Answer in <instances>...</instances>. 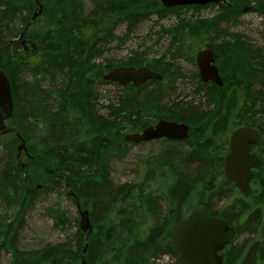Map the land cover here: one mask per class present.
I'll use <instances>...</instances> for the list:
<instances>
[{
    "label": "trees",
    "instance_id": "trees-1",
    "mask_svg": "<svg viewBox=\"0 0 264 264\" xmlns=\"http://www.w3.org/2000/svg\"><path fill=\"white\" fill-rule=\"evenodd\" d=\"M88 1L86 5L82 0H39L43 12L31 20L34 0H0V68L9 79L14 101L8 122L18 128L29 154H24L23 166H19V140L13 134L0 135V252L9 253L8 264H81L85 241L78 213L76 210V216L69 215L60 200L45 207V215L54 228L65 232V240L32 250L18 248L25 214L37 204V197L47 192L64 195L74 206L78 200L81 208L88 210L92 231L85 252L87 264H178L169 230L197 205L235 228L232 242L221 251V264H238L254 241H258L255 264H264V67L257 65L258 60L245 55V65L253 76L242 78L240 69L227 102L219 94L223 85L202 82L195 71L189 76L196 82L193 98L179 99L174 80L158 70L161 79L133 87L104 80L103 72L109 68L106 60L97 63L100 72L88 77L85 71L91 65L80 66L83 57L94 50L100 51L97 57L101 58L108 52L119 25L130 34L149 24L152 14L168 11L178 17L168 32L177 47H183L179 56L185 54L194 63V52L206 46L214 53L216 66L214 41L226 36L222 43L232 41L233 33H223L244 12L243 7L233 11L228 10L230 6L219 5L227 18L220 21L222 16L218 15L207 19L204 32L192 36L188 22L197 21L191 15L187 19L185 10L193 5L164 8L157 0ZM222 23L228 26L221 27ZM28 39L35 48L25 52L21 42ZM230 49H225V58ZM132 52L131 65H152L144 58L145 51ZM260 53L264 54V47ZM108 84L117 94L104 105L99 98L105 93L99 87ZM126 90L135 93L126 97ZM243 110L246 116L241 114ZM211 112L215 118L210 132H195V126ZM158 119L186 123L187 138L154 140L159 150L140 159V169H133L137 178L113 182L110 167L112 159L120 156L117 149L134 145L124 141V134ZM243 125L256 127L261 140L251 148L259 162L242 193L225 178L222 166L229 134ZM223 128L226 132H221ZM213 200L223 203L214 207ZM68 229L73 231L68 234ZM255 235H259L257 239ZM163 256L172 259L162 262Z\"/></svg>",
    "mask_w": 264,
    "mask_h": 264
},
{
    "label": "rangeland",
    "instance_id": "rangeland-1",
    "mask_svg": "<svg viewBox=\"0 0 264 264\" xmlns=\"http://www.w3.org/2000/svg\"><path fill=\"white\" fill-rule=\"evenodd\" d=\"M82 1L86 5H88L89 3L88 0ZM226 1L228 2V4L222 5V7L230 6L228 10L233 9L234 11L237 7L245 6H252L255 7V9H248L244 12L241 11L242 13H240L236 18H234V15L231 16L232 18H229L232 20L231 23L233 22L234 18V22L231 26L225 25L223 23L221 24V27H229L228 31H225L226 33H223L224 35H232V33L234 34L230 43H222L220 41L227 38V36L225 38L219 37V40L214 41V49H216V66L221 78L223 79V88H221L219 94L221 96L224 95V102H227L230 96L233 94L231 86L232 84H234V80L238 79L240 69H243L242 71L244 72L243 76H241L242 78L245 79L246 77L253 76L250 72L251 68L248 69L249 67L245 65V55H248V53L251 54L254 60H258L256 62L258 63L257 65L264 67V54L260 53L261 48L264 47V16H262L264 13H262L261 11L264 9L263 0H252V3H249V1L245 2L244 0ZM41 4L42 13L44 5L43 3ZM222 7L220 8L218 6H209L198 8L195 6H190V8L186 9L185 12L187 15V19L188 16L191 15L193 21H197L195 23L188 22V31L190 32V34L192 36L202 34L205 30L204 28L206 27V23L208 21L207 19L217 18L219 15L222 16V19L220 21L225 20L227 17L224 16L225 13H223L224 9ZM152 15L153 16H151L149 24L140 25L141 28L137 29L136 32L132 30L130 34L125 31L127 28L124 25H119L114 32V35L116 37L114 42L108 44V52H104L101 58L97 57V53L100 51L94 50V52L91 53L87 58L86 56L83 57L80 66L88 68L91 65V69L85 71L86 77H88L90 73L100 72L99 68L97 67V63H102L104 60H106L109 65H130V58L131 56H133V50L145 51L146 56L144 58L148 59L147 61L152 64L151 68H153L155 71L158 70L169 79L174 80L173 88L175 90V95L178 96L179 99L193 98V87L196 82L194 79H192V77L189 76L193 74L194 71L198 75L196 66L194 65L195 63H191L190 61H188L185 57V54H183L182 58L179 56V50L181 51L183 47L178 46V49L175 38H170L169 35L171 32H168V30L174 28L177 23L176 21L178 17L175 13L169 11L163 14ZM44 19L45 17L40 22L41 27H43V24L45 22ZM220 21H217L216 23L217 29L220 26ZM124 36H128V38L126 39ZM117 42L122 43L121 46L116 45ZM25 46L27 48V51L24 50L25 52H30L28 51V49L30 50L34 47L30 46L28 43H26ZM229 46L231 47L230 54L227 56V58H225V49ZM170 47H172V49L169 55H167V50H169ZM253 48H256L258 51H250L253 50ZM188 51L190 52V50ZM197 51L194 52L193 57L195 56ZM29 58L31 59L32 56L30 55ZM122 59H124V61H121ZM78 66L79 63H77L76 67ZM105 72L106 70L103 72V74ZM185 75H188V77H186ZM99 88L101 90V93H105L104 98H99L100 102H102L104 105H107V101L112 99L111 96L117 94V89L112 85H102ZM124 93L126 97H130L133 96L135 92L126 90L124 91ZM104 110L105 109H102L101 113L103 112L105 114ZM241 114L243 116H246L244 110L241 111ZM213 117L215 118L214 114L211 112L209 117L200 121L199 124L195 126V132L209 133L212 127V122L214 121ZM6 124L9 125L10 122L6 121ZM226 130L227 129L223 128L221 132H226ZM140 131L141 129H138V131L136 132ZM221 132L216 135V138L221 135ZM217 140H219V138ZM261 147H263V145H261ZM117 150L119 151V153L117 152L116 155L119 154L120 156H118L119 158L114 157L116 159H112L110 176L113 182L122 183L134 181L137 177L135 176L133 169H140V159L144 160L156 155V152L159 150V148L158 143L150 141L145 142L142 145L134 144L131 146H127L126 150H124V148H122V150L121 148ZM20 160L22 162L25 161L23 151L20 152ZM199 194H197V196L194 198H198ZM59 200L62 206L66 208L69 215L73 217L76 216L75 206L70 203V201L67 200L64 195L58 197L54 192L41 193L37 197V204L25 214V222L19 234V250H32L44 244H55L65 240V232L54 228L52 220L45 215V207L50 205L52 202ZM222 203L223 200H220L218 202L213 200L212 202L214 207H218ZM72 231L73 229H68L66 233L69 234ZM249 236H253V234H249ZM258 236L259 235H255L254 239H257ZM171 259V257L163 256L162 258H160V261L167 262L171 261ZM8 262L9 253L1 251L0 264H8Z\"/></svg>",
    "mask_w": 264,
    "mask_h": 264
},
{
    "label": "water",
    "instance_id": "water-1",
    "mask_svg": "<svg viewBox=\"0 0 264 264\" xmlns=\"http://www.w3.org/2000/svg\"><path fill=\"white\" fill-rule=\"evenodd\" d=\"M35 1V7L31 20L41 14L42 4ZM165 8L184 5H205L221 0H157ZM199 79L203 82L211 80L217 86L222 85L217 67L214 64L213 53L209 48L199 50L195 55ZM102 78L106 81L117 82L120 85L131 83L139 86L146 80L161 79V74L148 67L120 66L114 67ZM14 111V101L11 95L9 79L0 68V135L13 134L18 140L16 145V160L19 166H23L20 160V152L29 157L25 140L20 136L15 126H9L6 121L11 119ZM189 127L184 122L160 119L153 125H149L140 132L127 133L124 141L139 143L154 139L166 138L168 140H183L188 136ZM261 140L260 132L253 126H239L231 131L228 139V152L223 158L222 172L240 192H245L253 175L252 169L259 162L258 156L251 152V146L258 145ZM69 194H73L71 191ZM78 213V226L84 233L85 244L81 250L80 263L87 264L85 252L88 238L92 231L89 213L86 208H81L78 200L75 202ZM170 242L178 253V264H221L223 248L230 244L235 236V228L226 220L211 216L203 205H197L182 220L173 223L169 230ZM258 241H254L247 249L244 257L238 264H255L256 247Z\"/></svg>",
    "mask_w": 264,
    "mask_h": 264
},
{
    "label": "flooded vegetation",
    "instance_id": "flooded-vegetation-1",
    "mask_svg": "<svg viewBox=\"0 0 264 264\" xmlns=\"http://www.w3.org/2000/svg\"><path fill=\"white\" fill-rule=\"evenodd\" d=\"M263 2H264V0H263ZM249 3H252V1L251 2H249ZM260 3H262V2H260ZM226 4H228V2L226 1V0H221V1H219V2H215V3H207V4H205L206 6H219V5H226ZM205 5H203V6H205ZM193 6H200V5H193ZM34 7H35V1H34ZM250 10V9H255V7H252V6H245V7H243V11H246V10ZM73 33H75L74 31H73ZM25 43H28L30 46H34V43H33V41H31V40H26V42H25V40H23L22 42H21V44L23 45V48H24V50H26L27 51V48H26V46H24V44ZM26 45V44H25ZM35 48V46L33 47V49ZM204 48H209V47H203V48H200V49H198V51L199 50H201V49H204ZM210 49V48H209ZM32 49H28V51H31ZM211 50V49H210ZM197 51V52H198ZM212 51V50H211ZM196 52V53H197ZM213 53V52H212ZM196 55V54H195ZM213 57H214V53H213ZM194 65L196 66V71H197V73H198V68H197V65H196V62H195V56H194ZM214 64H215V60H214ZM120 66H133V67H140V66H135V65H122V64H114V65H108L107 67H109L108 68V70L105 72V73H107L109 70H111L112 68H114V67H120ZM141 66H145V65H141ZM145 67H148V66H145ZM152 67V65L150 66V67H148V68H150L151 70H154L153 68H151ZM104 73V74H105ZM219 76H220V74H219ZM197 77H198V79H199V75H197ZM220 78H221V76H220ZM153 80H156V79H153ZM200 80V79H199ZM146 81H149V80H146ZM145 81V82H146ZM201 81V80H200ZM221 81H222V85H223V79L221 78ZM111 82V81H110ZM203 82V81H202ZM206 82H213V81H211V80H208V81H205V83ZM115 83H117V82H115ZM214 83V82H213ZM118 84V83H117ZM127 84H130L131 85V83H127ZM120 85V84H119ZM162 139H165V138H162Z\"/></svg>",
    "mask_w": 264,
    "mask_h": 264
},
{
    "label": "bare ground",
    "instance_id": "bare-ground-1",
    "mask_svg": "<svg viewBox=\"0 0 264 264\" xmlns=\"http://www.w3.org/2000/svg\"><path fill=\"white\" fill-rule=\"evenodd\" d=\"M154 71V70H153ZM156 72V71H155ZM125 85H127V84H125ZM125 85H121V86H125ZM133 86V85H132ZM133 87H138V86H133ZM70 98V97H69ZM84 243V242H83ZM83 247V246H82Z\"/></svg>",
    "mask_w": 264,
    "mask_h": 264
}]
</instances>
